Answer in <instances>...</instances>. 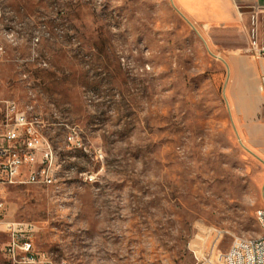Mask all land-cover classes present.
<instances>
[{
  "label": "rangeland",
  "instance_id": "374dc122",
  "mask_svg": "<svg viewBox=\"0 0 264 264\" xmlns=\"http://www.w3.org/2000/svg\"><path fill=\"white\" fill-rule=\"evenodd\" d=\"M178 6L0 0V124L15 103L56 155L54 184L9 187L4 214L38 226L47 264H217L235 238L260 237L264 111L241 120L246 37ZM10 243L0 226V264H23Z\"/></svg>",
  "mask_w": 264,
  "mask_h": 264
},
{
  "label": "built area",
  "instance_id": "2783aa9c",
  "mask_svg": "<svg viewBox=\"0 0 264 264\" xmlns=\"http://www.w3.org/2000/svg\"><path fill=\"white\" fill-rule=\"evenodd\" d=\"M250 8L253 9L252 15H256L252 17L253 28L246 52L252 60L264 59V4L256 0ZM259 20L262 24L260 30ZM259 90L264 92L263 83ZM55 169V152L37 122L25 111H20L15 103L8 102L5 122L0 124V226L11 236L6 252L14 262L46 264L44 255L33 253V236L38 226L35 223L6 222V189L17 185L51 186ZM256 219L263 225V236L257 243L244 244L235 238L228 251L218 253L217 264H264V209L256 212Z\"/></svg>",
  "mask_w": 264,
  "mask_h": 264
},
{
  "label": "crops",
  "instance_id": "0c3cea01",
  "mask_svg": "<svg viewBox=\"0 0 264 264\" xmlns=\"http://www.w3.org/2000/svg\"><path fill=\"white\" fill-rule=\"evenodd\" d=\"M178 6L176 0H174ZM186 9V12L179 7L181 11L185 13L194 23L202 27L216 32L224 34L234 31H241L247 40L248 46L250 44V33L253 28L249 24L245 16L239 15V8L235 0H180ZM256 0H252L250 3H254ZM261 20L258 22V29H261ZM227 60L229 67L232 68L236 75L238 70L236 66L237 58L235 51H229L227 53ZM240 62L244 63V66L240 67L242 76L240 79L247 81L245 85L241 86L240 91L251 92L253 94V102L250 105H243V111H248L247 118L242 117L241 120L254 121L262 116L264 111V92L259 90L261 83L264 84V59L247 60L241 58ZM239 76V75H238ZM235 86V82L232 81Z\"/></svg>",
  "mask_w": 264,
  "mask_h": 264
},
{
  "label": "water",
  "instance_id": "95a60500",
  "mask_svg": "<svg viewBox=\"0 0 264 264\" xmlns=\"http://www.w3.org/2000/svg\"><path fill=\"white\" fill-rule=\"evenodd\" d=\"M239 11H240V13H250L253 11V9H251V8H245V9L240 8Z\"/></svg>",
  "mask_w": 264,
  "mask_h": 264
},
{
  "label": "bare ground",
  "instance_id": "6f19581e",
  "mask_svg": "<svg viewBox=\"0 0 264 264\" xmlns=\"http://www.w3.org/2000/svg\"><path fill=\"white\" fill-rule=\"evenodd\" d=\"M260 225V227H261V231H262V233H261V235H260V237L261 236H263V225L262 224H259ZM259 237V238H260ZM257 241H258V238L255 240V241H253L251 244H255V243H257ZM47 264V263H46Z\"/></svg>",
  "mask_w": 264,
  "mask_h": 264
}]
</instances>
